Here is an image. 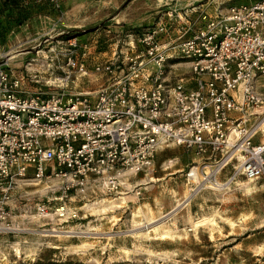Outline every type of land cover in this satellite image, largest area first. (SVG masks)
Masks as SVG:
<instances>
[{
    "label": "built area",
    "instance_id": "1",
    "mask_svg": "<svg viewBox=\"0 0 264 264\" xmlns=\"http://www.w3.org/2000/svg\"><path fill=\"white\" fill-rule=\"evenodd\" d=\"M61 1L48 0L57 11ZM169 15L134 36L129 51L103 58L66 37L63 76L45 91H26L0 63V222L18 181L55 180L47 187L62 216L71 192H117L131 174L152 171L166 147L200 159L185 174L191 191L217 189L216 174L233 159L227 186L264 180V120L250 117L264 106V0ZM181 63L187 73L173 76Z\"/></svg>",
    "mask_w": 264,
    "mask_h": 264
},
{
    "label": "rangeland",
    "instance_id": "2",
    "mask_svg": "<svg viewBox=\"0 0 264 264\" xmlns=\"http://www.w3.org/2000/svg\"><path fill=\"white\" fill-rule=\"evenodd\" d=\"M206 1L82 0L84 10L77 22L62 26L40 21L36 37H30L29 26L15 25L11 31L1 32L8 46L0 55V63L23 78L26 91H45L50 81L63 76L59 66L64 59L61 54L68 48L62 40L65 34L79 35L92 54L100 51L107 57L114 50L129 51L134 36L158 20L167 19L169 14H184ZM230 2L214 1L213 5L226 7ZM54 33H59L57 40L52 37ZM187 71L186 64L181 63L171 74L185 75ZM84 80L89 89L96 88L94 77ZM250 117L254 123L264 120V106L251 110ZM231 164L237 161L233 159L224 169ZM50 183L56 185L55 180L16 182L5 202L9 216L0 222V264H264V180H234L228 186L224 183V189L200 186L191 191L186 186V194L175 202V208L162 215L150 210L146 217L140 207L142 191L134 190L125 195L71 192L65 201L66 212L60 216L55 211L58 194L47 187ZM239 186L246 192L247 210L245 216L237 217L242 221L237 229L233 221L221 226V218L220 222L204 219L199 228H191V213L193 217L208 214L204 203L198 206L195 198L217 191L232 192ZM160 190L159 186L153 189L156 197ZM128 195L134 198L120 197ZM254 195L262 199L261 208L255 209ZM187 198L186 204H179ZM37 203L46 204L47 213H37ZM156 224L161 227L155 228ZM147 227L150 230L145 232Z\"/></svg>",
    "mask_w": 264,
    "mask_h": 264
},
{
    "label": "crops",
    "instance_id": "3",
    "mask_svg": "<svg viewBox=\"0 0 264 264\" xmlns=\"http://www.w3.org/2000/svg\"><path fill=\"white\" fill-rule=\"evenodd\" d=\"M214 1L216 2L220 0H207L206 2H203L197 6L198 8L196 9H206L207 11L213 10V13L216 8V6L213 5ZM254 1L257 0H232V2H230L228 5L251 3ZM82 10H84L82 0H62L61 7L58 11L51 8L48 0H28L25 3L22 2V0H7L2 5L0 4V55L8 46V42L1 38V32L5 30L11 31L14 29L15 25H22L25 27L29 26L28 32L30 37H33V35L36 37L39 30V24L41 22L47 21V23L62 26L68 25V23H74L81 19L80 14L82 13ZM82 19H84V16ZM72 26L76 27V25ZM19 34L22 33L20 32ZM58 34L59 33H54L52 37L55 39L56 36H59ZM64 37L66 38L68 35L66 34ZM64 37L62 40H65ZM96 54H98L97 57L101 58L106 55V53L100 51ZM255 140L257 141L256 138ZM199 161L200 159L197 156L186 152L181 147H166L160 149L155 156L153 170L145 173L140 172L137 174H131L127 178L125 186L121 187L116 193L125 195L133 192V190L135 192L142 191L143 197L141 196L142 201L140 202V207H142V216H150L149 211L154 209L157 210V212L161 215L165 214L178 205L175 204V202L181 200L186 194V186L187 189H190L185 174L191 164ZM231 170L232 166H228L226 169L221 170L216 174V180L223 183L231 173ZM237 180H243V178L240 177ZM223 185L224 186L221 185L222 188L227 187L224 183ZM157 186H159L161 189L158 192V197H156L155 192H153V189H156ZM221 187L218 186L219 189H221ZM91 191L97 192L98 190H93L90 188L86 194H89ZM133 195L136 197L135 194ZM120 197L134 198L132 195ZM188 199L189 198L181 201L179 204H186ZM195 201L199 202L198 206L204 203L202 206H205L208 209V214L201 216L197 215L193 217L191 213V228H199V226L202 225L200 224V221H203L204 219L214 218L217 219V222H220L218 219L221 218V226H228V221H233V224L237 229V227H239V225L242 223L241 219L237 217L240 214L243 216L246 215V192L244 188L240 186L237 190L232 192L217 191L209 196L200 195L197 199L195 198L194 202ZM253 201L255 209H257V207L261 208L260 204L262 203V199L258 195H254ZM61 203V201H58L55 203V206H60ZM163 211L164 213H162ZM194 214L196 215V213ZM218 226L220 225L218 224ZM154 227L158 228L161 226L160 224H156ZM191 228L188 227V229ZM211 231L214 232L216 229ZM260 246H262V244L256 245V247Z\"/></svg>",
    "mask_w": 264,
    "mask_h": 264
},
{
    "label": "trees",
    "instance_id": "4",
    "mask_svg": "<svg viewBox=\"0 0 264 264\" xmlns=\"http://www.w3.org/2000/svg\"><path fill=\"white\" fill-rule=\"evenodd\" d=\"M5 3V2H4ZM2 5V4H1ZM76 31V30H74ZM68 35V34H67ZM69 36V35H68ZM35 264H66V262H55V261H46V262H43V261H37ZM120 264V263H118Z\"/></svg>",
    "mask_w": 264,
    "mask_h": 264
},
{
    "label": "bare ground",
    "instance_id": "5",
    "mask_svg": "<svg viewBox=\"0 0 264 264\" xmlns=\"http://www.w3.org/2000/svg\"><path fill=\"white\" fill-rule=\"evenodd\" d=\"M221 185L224 186L223 183H221V182H218V183L216 184V186H220V187H221ZM223 188H224V187H223ZM223 188L221 187V189H223ZM218 189H219V188H218ZM153 228H154V227H153ZM149 230H150V228L147 227V229L145 230V232H147V231H149Z\"/></svg>",
    "mask_w": 264,
    "mask_h": 264
}]
</instances>
